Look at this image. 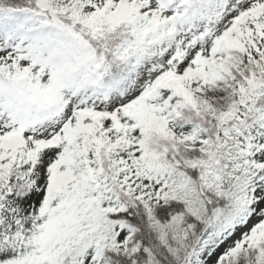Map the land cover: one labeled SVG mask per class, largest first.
Masks as SVG:
<instances>
[{
	"label": "snow or ice",
	"instance_id": "6c2138e0",
	"mask_svg": "<svg viewBox=\"0 0 264 264\" xmlns=\"http://www.w3.org/2000/svg\"><path fill=\"white\" fill-rule=\"evenodd\" d=\"M0 264H264V0H0Z\"/></svg>",
	"mask_w": 264,
	"mask_h": 264
}]
</instances>
